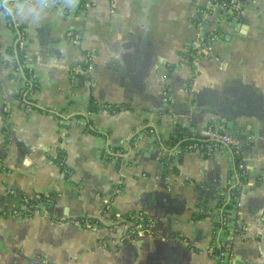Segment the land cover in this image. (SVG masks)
<instances>
[{
    "label": "crops",
    "instance_id": "crops-1",
    "mask_svg": "<svg viewBox=\"0 0 264 264\" xmlns=\"http://www.w3.org/2000/svg\"><path fill=\"white\" fill-rule=\"evenodd\" d=\"M216 1L0 6V264H215L220 211L227 264H264V0L219 22ZM9 20L25 35L29 109ZM211 30L192 66L190 43ZM207 125L241 143L235 209L220 207L237 173L228 153L181 152ZM137 214L150 233L130 228Z\"/></svg>",
    "mask_w": 264,
    "mask_h": 264
},
{
    "label": "built area",
    "instance_id": "built-area-1",
    "mask_svg": "<svg viewBox=\"0 0 264 264\" xmlns=\"http://www.w3.org/2000/svg\"><path fill=\"white\" fill-rule=\"evenodd\" d=\"M31 1V0H27ZM242 0H217L215 3L209 5V9L211 12L215 13L216 19L219 21L225 19L236 20L242 10ZM208 12H201L200 21L207 17ZM200 21H198L195 26L200 28ZM219 32L216 30H211L207 33L198 34L194 40L190 43L189 47L192 49V52H188V56L186 57L192 66H194L199 57L206 56L209 52L210 46L218 39ZM20 48L23 47V41H16ZM15 42V43H16ZM25 101V100H24ZM26 102V107L29 109L30 104ZM189 143L184 144L181 147V152H193V153H201L208 154L213 150H222L223 152H227L229 159L232 163L234 154L239 150L241 143L238 141L236 137L230 134H226L220 131L216 126L207 125L204 127L199 133L191 136V139H188ZM235 165V164H233ZM237 168V173L233 178H231L227 183L226 188V196H225V205H228L231 209L236 208V204L234 203L235 196L239 193L242 187V182H240V178L244 177V170L241 165H235ZM236 171V170H235ZM48 197V196H47ZM234 197V198H233ZM37 198H40L37 196ZM49 201V200H48ZM105 210H109V204L105 203ZM224 211V210H223ZM20 212L14 210L12 214H19ZM131 219L136 220H145V216L143 214L133 215ZM147 220V219H146ZM227 215L222 211L218 212V217L215 224L216 233L219 235V238L215 240L211 246L208 248L209 255L213 258L215 264H227L232 262L233 255L231 251V241L233 235L228 231V222ZM73 222V221H72ZM73 224H77L74 222ZM92 225L88 221H83V226ZM139 227V226H136ZM148 233L151 229V222L147 220L146 225Z\"/></svg>",
    "mask_w": 264,
    "mask_h": 264
},
{
    "label": "trees",
    "instance_id": "trees-1",
    "mask_svg": "<svg viewBox=\"0 0 264 264\" xmlns=\"http://www.w3.org/2000/svg\"><path fill=\"white\" fill-rule=\"evenodd\" d=\"M13 2V0H0V6H2L3 8H5V10H9L11 9V3ZM10 21V28L13 29V31H15V38H17L18 41L22 40L23 41V47L20 48L19 45H18V42H16L15 44V47L13 49V47H7L5 49V52L7 55H13L14 56V60H13V64H14V67L16 69H18L19 67L21 68V71L24 75V78L26 79V81L30 82V84L28 85V88L27 89H24L21 93H17L16 94V98H22L24 97V100L27 102L33 107L35 106V102L33 99H29L28 98V94L30 93V91H32L34 89V85L36 86V84H34V82L30 79V68L28 67H25L24 64L26 62V55H25V35L23 33V29L21 27H15L14 23L12 22V20H9ZM189 53L192 52V49L188 48L187 50ZM115 111H117L120 107L118 106H115V107H112ZM186 143H189V140L187 139L186 141L182 142V144H186ZM238 151L234 154L233 156V161H234V164L235 165H238L239 163V155H238ZM244 179H245V176H244ZM220 207H223L224 209H227L229 208L228 205H225L224 203L221 204ZM135 225H140V227L142 229H146V225H147V220H136V222L134 223V225L130 228L134 229ZM134 227V228H133Z\"/></svg>",
    "mask_w": 264,
    "mask_h": 264
},
{
    "label": "water",
    "instance_id": "water-1",
    "mask_svg": "<svg viewBox=\"0 0 264 264\" xmlns=\"http://www.w3.org/2000/svg\"><path fill=\"white\" fill-rule=\"evenodd\" d=\"M217 127V126H216ZM218 128V127H217ZM220 131H221V129L220 128H218ZM222 132H224V133H226V134H230V133H233V131H230V132H225V131H222ZM240 148H241V146H240ZM240 151V150H239ZM239 153V152H238ZM151 232V231H150ZM149 232V233H150Z\"/></svg>",
    "mask_w": 264,
    "mask_h": 264
}]
</instances>
